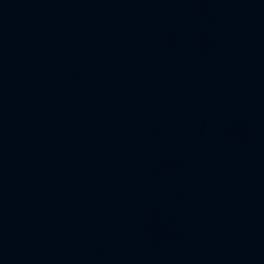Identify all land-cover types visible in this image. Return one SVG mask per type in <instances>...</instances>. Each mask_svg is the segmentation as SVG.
I'll list each match as a JSON object with an SVG mask.
<instances>
[{"label":"water","instance_id":"1","mask_svg":"<svg viewBox=\"0 0 264 264\" xmlns=\"http://www.w3.org/2000/svg\"><path fill=\"white\" fill-rule=\"evenodd\" d=\"M0 264H264V0H0Z\"/></svg>","mask_w":264,"mask_h":264}]
</instances>
